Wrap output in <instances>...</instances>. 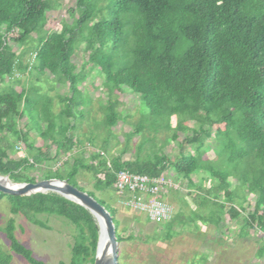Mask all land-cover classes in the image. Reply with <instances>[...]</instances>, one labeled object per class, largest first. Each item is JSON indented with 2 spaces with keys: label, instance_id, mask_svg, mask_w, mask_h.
<instances>
[{
  "label": "trees",
  "instance_id": "trees-1",
  "mask_svg": "<svg viewBox=\"0 0 264 264\" xmlns=\"http://www.w3.org/2000/svg\"><path fill=\"white\" fill-rule=\"evenodd\" d=\"M60 1L0 0V176L11 183L36 182L25 172L54 159L52 148L55 154L74 155L42 180H64L82 191L76 183L79 170L91 173L94 189L114 192L118 171L149 177L171 171L176 180L194 187L190 193L201 211L196 220L216 226L227 213L243 234L264 231V0H109L105 6H99L100 0H74V8L67 10L72 22H61L56 31L60 21L45 13ZM80 46L87 61L77 69L71 57ZM93 70L102 77L105 93L96 109L79 88ZM24 74L31 78L22 80ZM40 77L49 90L65 87L54 95L58 111L53 110L54 97L32 85L31 79ZM126 91L140 102L133 124L128 121L133 117L120 109ZM172 117L177 118L173 127ZM120 122L130 123L132 130L124 133L118 154L107 157L116 147L113 128ZM189 122L194 123L191 129ZM98 128L99 150L85 158L81 146H94ZM160 132L177 142L175 159L156 144ZM210 138L216 145L212 158L204 142ZM17 143L27 157H12ZM131 145L134 157L122 160ZM201 171L214 182L208 188L192 183L191 176ZM0 198L8 201L11 214L33 223L37 214L67 220L78 236L69 263L58 264H93L99 228L86 209L52 192L0 193ZM106 210L121 243L113 209ZM3 230L15 255L29 264H45L15 240L13 219ZM256 254L264 264V238ZM0 264H10V256L1 251Z\"/></svg>",
  "mask_w": 264,
  "mask_h": 264
},
{
  "label": "rangeland",
  "instance_id": "rangeland-1",
  "mask_svg": "<svg viewBox=\"0 0 264 264\" xmlns=\"http://www.w3.org/2000/svg\"><path fill=\"white\" fill-rule=\"evenodd\" d=\"M107 1L109 0H100L99 6H105ZM70 8H74V0H61L58 8L46 11V18L60 21L56 31L59 30L61 22L67 24L72 22L71 16L67 12ZM28 45H33V42H29ZM12 47L16 52L22 50L21 47L16 45H12ZM29 57V52L27 51L23 57L24 63L27 62ZM71 61L77 69L80 68L83 62L87 61V55L82 52V46L75 50ZM88 67L90 65L86 66V68ZM20 78L22 80H29L31 77L28 78L24 74ZM5 82L4 86H7ZM31 83L41 93L46 92L52 97H54L56 92L58 94L65 92L64 86L55 87L56 92L54 91L55 89L49 90V84L43 77H40L38 80L31 79ZM101 84L102 77L93 70L89 73L85 82L79 86L82 94L88 100H92L95 109L98 103L105 102V93ZM120 100L122 102L120 108L122 110L121 113L131 115L133 118L128 119V121H131V124L135 123V118L140 109L138 97L126 91L120 97ZM53 102V110L58 111L59 104L55 97L53 98ZM98 114L100 115V113ZM97 117L100 116L97 115ZM176 120V117L170 119V125L172 127ZM23 122V120L19 121L20 127H22ZM131 124L120 122L113 128V133L117 136L115 141L117 144L107 154V157H113L118 154L117 152L121 148L120 145L123 144L124 133L132 130ZM193 124V122H189L188 127L190 129L193 128ZM91 127L87 126L86 129H92ZM94 131L98 134V137L93 140L94 146H89L87 143L81 146V148L84 147L85 158H88L89 153L99 150L98 146L102 138V136H99L101 129L98 128ZM187 134L189 135L190 133L187 132ZM30 137L34 140L36 146H40V141L33 132H31ZM137 138L136 136L132 140V145L137 141ZM157 138L159 142H156V144H160L163 149L162 151L170 159H175L178 156L177 142H171L165 132L157 134ZM180 138H182V135H180ZM211 138L205 139L204 141L205 146L208 147L206 154L208 158L214 157L213 152L216 148ZM113 141L110 140V144ZM15 145H19L21 151L15 150L12 156L13 158H25L29 155L22 143ZM132 145L130 151L122 155V160H129L134 157L132 155L134 151ZM54 149H50L49 152L50 156H53L54 159L45 161L32 169H28L25 172L28 178H35L36 182L40 181L48 170L53 171L62 166L63 161L71 162V157L74 155L72 151L66 154H55ZM52 175L54 174L52 173ZM165 176L175 186L176 189L174 191L176 193H172L174 194L172 200L171 194L164 196L165 201H168V205L172 208L173 213L171 220L161 226L148 219L146 213L134 212L127 208L123 202L124 198L117 195L113 190L106 189L104 191H98L94 189V180L90 172L79 170L77 173V185L85 192L92 193L97 200H101L109 211L113 209L114 217L119 223L118 231L123 239L118 246L117 264H263V259L256 252L262 245L264 231L258 230L257 228L247 229L243 234L240 230L239 223L234 220H229L227 213L222 215V221L219 225L212 226L208 223H201L195 219V215L200 217L201 211L197 209L196 202L192 199L194 187L187 186L189 184L183 183L182 180H176V176L171 171H168V175L165 174ZM191 180L193 184L195 183L203 188H208L214 183L209 175L202 171L192 175ZM246 197L248 203L252 204L253 197L251 195ZM226 206L228 207V204ZM176 210H180L179 216H174ZM8 219H13L14 221L13 236L15 240L29 249L36 260L45 264L69 263L71 257L70 250L78 236L73 225L60 216L47 214L35 215L32 220H35L36 223H33L21 215L11 214L8 201L5 198H0V251L10 256V264L29 263L21 256L15 255L9 248V243L3 230ZM128 236L130 237L128 238Z\"/></svg>",
  "mask_w": 264,
  "mask_h": 264
},
{
  "label": "water",
  "instance_id": "water-1",
  "mask_svg": "<svg viewBox=\"0 0 264 264\" xmlns=\"http://www.w3.org/2000/svg\"><path fill=\"white\" fill-rule=\"evenodd\" d=\"M56 193L86 209L95 219L98 228V240L93 264H117L118 246L113 218L106 208L99 204L87 192L79 190L64 180L45 179L34 183H11L7 176H0V193L10 196H29L35 193ZM102 225V227H101ZM105 242L101 245V232Z\"/></svg>",
  "mask_w": 264,
  "mask_h": 264
},
{
  "label": "built area",
  "instance_id": "built-area-1",
  "mask_svg": "<svg viewBox=\"0 0 264 264\" xmlns=\"http://www.w3.org/2000/svg\"><path fill=\"white\" fill-rule=\"evenodd\" d=\"M15 150L21 151V147L17 145ZM113 188L124 198L123 202L127 208L134 212L146 213L147 218L155 224L171 220L173 211L164 201L163 195L169 189L176 188L165 174L149 177L121 170L115 174Z\"/></svg>",
  "mask_w": 264,
  "mask_h": 264
},
{
  "label": "crops",
  "instance_id": "crops-1",
  "mask_svg": "<svg viewBox=\"0 0 264 264\" xmlns=\"http://www.w3.org/2000/svg\"><path fill=\"white\" fill-rule=\"evenodd\" d=\"M115 193H116V191H115ZM172 193H176V191H174V190H168L164 195H163V199H164V196L165 195H167V194H171L172 195V197H171V200L173 199V195L174 194H172ZM178 193V192H177ZM117 194V193H116ZM118 195V194H117ZM164 201H165V199H164ZM167 204H168V201H165ZM112 208V207H111ZM174 216H177V215H179L180 214V210L178 211V210H176L175 212H174Z\"/></svg>",
  "mask_w": 264,
  "mask_h": 264
},
{
  "label": "bare ground",
  "instance_id": "bare-ground-1",
  "mask_svg": "<svg viewBox=\"0 0 264 264\" xmlns=\"http://www.w3.org/2000/svg\"><path fill=\"white\" fill-rule=\"evenodd\" d=\"M101 227H102V225H101ZM102 237H103V238H102ZM104 242H105L104 232L102 231V232H101V245H103Z\"/></svg>",
  "mask_w": 264,
  "mask_h": 264
}]
</instances>
